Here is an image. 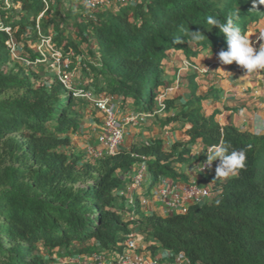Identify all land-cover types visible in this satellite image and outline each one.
<instances>
[{
    "label": "trees",
    "instance_id": "obj_1",
    "mask_svg": "<svg viewBox=\"0 0 264 264\" xmlns=\"http://www.w3.org/2000/svg\"><path fill=\"white\" fill-rule=\"evenodd\" d=\"M62 7L63 0H57L39 19L43 34L72 60L85 46L86 70L103 81L93 91L141 113L157 108L167 51L191 58L227 45L207 17L226 22L231 16L246 33L264 16V5L251 10L252 0H128L116 9L92 12L79 5L76 17L69 8L62 16ZM42 10L41 0H16L11 11L0 10V21L30 63L12 57L10 37L0 32V264H48L53 257L97 251L117 255L133 227L190 264H264V137L220 126L188 106L182 115L191 116L189 139L169 151L160 141L120 147L100 159L76 150L73 136L84 119L76 108L86 100L73 97L52 71L53 63L31 48L39 41L36 20ZM68 24L77 29L71 36ZM196 31L203 38L197 39ZM39 71L47 74L45 81L39 82ZM79 86L85 87L71 82V88ZM198 141L207 148L223 141L229 151L246 149V167L213 183L214 197L185 213H143L135 193L130 203L125 192L132 181L123 178L126 171L144 162L152 174L149 188L160 178L176 181L175 166L187 160ZM114 257L106 258L115 264Z\"/></svg>",
    "mask_w": 264,
    "mask_h": 264
},
{
    "label": "crops",
    "instance_id": "obj_2",
    "mask_svg": "<svg viewBox=\"0 0 264 264\" xmlns=\"http://www.w3.org/2000/svg\"><path fill=\"white\" fill-rule=\"evenodd\" d=\"M261 29H264V16L251 23L246 32L252 34L250 40L253 42V47L257 49L261 43H264L258 40ZM222 49L226 50L227 45L222 48L202 50L191 58H188L182 51H167L161 64L162 86L160 90L161 93L164 92V96L160 99L163 107L157 106L152 113H141L133 111L131 107L123 109L121 103L116 101L120 103V107L118 106L119 120L131 112L145 116L138 126L124 125L125 136L121 148L129 149L133 145L160 141L164 150L169 151L174 144H184L189 139L187 130L192 126L191 116L182 115L187 111L188 106H192V111L199 110L205 118H212L220 126L229 125L253 136L264 137V131H257V118L264 117V70L246 74L245 70L235 62L231 65H222L218 60V53ZM82 56L85 58L84 54ZM77 62H82L84 66L85 60H77ZM242 110H245L244 116L241 115ZM88 113L90 112H85L83 122L77 134L73 136V144L76 150H81V152L85 147L99 146V130L96 128L101 130L103 124V116L98 111L93 115L90 113V120L86 122L85 116ZM93 118H98L96 122L102 124L96 125L92 122ZM261 127L264 128V124H261ZM208 149L200 141L192 145L189 148L190 153L186 157L187 160L182 165L175 166L179 179L168 182L169 186L181 187L197 182L201 187L211 189L213 183L227 181L229 178L214 180L218 160L214 161L211 169L205 173L200 172L198 168L195 172L193 171L197 165L206 161L204 153ZM155 188L158 186L155 185ZM211 192L212 199L215 194ZM126 195L129 196L127 192ZM141 196H146L148 199L146 205L140 206L141 212L159 216L171 214L162 202L151 196L150 191H143L139 197ZM132 230L137 231L142 238L143 244L139 246L137 253L145 259L159 264H187L178 261L175 254L164 250L155 240L139 232L138 228L133 227ZM149 246H154L155 249L152 251L148 248ZM114 256L116 254L110 252L106 254L108 259Z\"/></svg>",
    "mask_w": 264,
    "mask_h": 264
},
{
    "label": "built area",
    "instance_id": "obj_3",
    "mask_svg": "<svg viewBox=\"0 0 264 264\" xmlns=\"http://www.w3.org/2000/svg\"><path fill=\"white\" fill-rule=\"evenodd\" d=\"M15 1L16 0H0V10L6 12L11 11ZM127 1L128 0H80V4L82 7L87 8L92 12L98 8L116 9L118 6L125 5ZM41 2L43 10L36 20V33L39 41L35 46V51L42 56L43 61L49 60L53 63L59 81L64 87L70 89L73 97L83 98L89 101L94 106L95 110L103 116V124L101 128L102 134L101 136H98L99 146L97 148H90V146H88L86 148V154L94 159L115 155L116 151L121 147L124 141V125H130L133 127L138 126V124L144 120L145 116L139 114L136 115L135 112H131L126 116H122V119L119 120L118 112L116 113L115 109L109 104L110 99L108 97L110 96L107 97L104 93V95L100 94L92 96L82 89L78 90L71 88V77L69 74L71 57H65L63 52L53 45L52 37L43 34L38 22L46 12L50 11V3L53 2V0H41ZM88 16L91 18L90 14ZM0 32H4L10 37V50L12 57L27 62V60L21 58V48L13 39L10 27L6 26L1 21ZM42 60L37 62H42ZM187 65L190 66L188 63ZM110 98L112 100V97ZM162 104L163 102L159 98L157 106L163 107ZM142 159L144 160V157H142ZM139 166L140 171L132 179V183L129 185L127 191H132L134 193L140 188V181L142 180L143 173L146 171L147 167L144 162L140 163ZM208 169L209 168L206 167L201 172L205 173ZM168 182L170 183L167 179L160 178L157 184L158 188H152L150 194L153 198L162 202L169 213H185L190 205L203 204L211 199L210 189L208 187H201L197 182H192L189 185L181 187H171ZM138 201L140 206H144L147 204L148 199L146 196H141L138 198ZM132 202H134V199H131L130 203L132 204ZM128 220L132 221L133 219L130 216ZM141 241L142 238L138 232L131 230V232L124 238L123 251L114 257L115 264H159L157 262L149 261L141 254L137 253ZM106 254L107 252L97 251L91 255V259L95 264H111L106 258ZM175 256L178 261H183L189 264L188 260L182 254H177ZM60 264H63V262Z\"/></svg>",
    "mask_w": 264,
    "mask_h": 264
},
{
    "label": "clouds",
    "instance_id": "obj_4",
    "mask_svg": "<svg viewBox=\"0 0 264 264\" xmlns=\"http://www.w3.org/2000/svg\"><path fill=\"white\" fill-rule=\"evenodd\" d=\"M258 5H264V0H252L251 10H257ZM206 22L208 25H212L213 27L219 29V32L224 34L226 37L227 49H222L218 53V60L222 65H231L235 62L238 66H241L245 70L246 74L264 70V43H261L258 49L254 48L253 42L250 40L252 34L242 32L240 27L234 25L231 16L228 17L226 22H221L220 20L209 16L207 17ZM196 32L199 34L196 37L197 39L203 38L204 35L200 31ZM258 40L264 41V29L259 31ZM244 114L245 110H242L241 115L244 116ZM261 124H264V117L257 118L258 132L264 131ZM248 147L250 148L251 145ZM193 154H196L195 150ZM204 154L206 155V161L197 165L193 171L195 172L197 168L200 172L206 167L211 169L213 162L218 160L219 162L215 167L214 180L227 179L236 176L240 170L246 167V149H233L229 151V147L223 141L212 145ZM154 187L155 186L149 188L148 191Z\"/></svg>",
    "mask_w": 264,
    "mask_h": 264
},
{
    "label": "rangeland",
    "instance_id": "obj_5",
    "mask_svg": "<svg viewBox=\"0 0 264 264\" xmlns=\"http://www.w3.org/2000/svg\"><path fill=\"white\" fill-rule=\"evenodd\" d=\"M136 1L138 2L140 0H136ZM56 2H57V0H53V2L50 3V8H52L56 4ZM63 2H64V7H62L61 15L64 16V12H66V8H69V10H71L69 12L71 14V16L76 17L78 15V8H79L78 6L81 5L80 0H63ZM17 10H18V7H17ZM73 19H70V23H72ZM64 27H65L67 35H70V36L72 35L71 34L72 32H75V30H77L74 26H71L70 24H68V26L65 25ZM35 41L37 42L38 38H36ZM94 45H95V41L90 40V46L95 47ZM35 46H36V44L31 45V48L34 51H35ZM81 53H83L85 55V58H83L82 54H80L79 57L77 56L74 60H72L70 70H69L71 82L72 83L74 82L73 85L75 83H78L81 86H85V87H80V86L76 87L78 90L82 89V88H87L88 94H91L92 96L100 95V94H97L96 92H94L93 90L95 89L94 88L95 84L100 85V83H103V81H102V79H96L94 77V75H92V73L88 72V70H86L87 68L85 66H83L82 62H77V60H89V56H88V53L86 52L85 46L82 47ZM17 61L22 62V63L30 66V64L27 63L28 61L23 62L20 59H17ZM37 65L38 64L31 65V66H33V68H35V66H37ZM37 69H38V67H37ZM84 70H86V71H84ZM52 71H55V70L52 69ZM51 72H50V74H51ZM38 74L41 76V78L39 79V82L45 81V79L48 77L47 74L43 75V74H41L40 71L38 72ZM51 76H52V74H51ZM158 93H159V98H162V96H164V92L161 93L160 89H158ZM101 94L104 95L105 93L104 94L101 93ZM105 95L108 97L107 94H105ZM108 98L110 99L109 104L115 109V112L116 113L119 112L118 106L120 107V103L118 104V102H116L117 99L112 98V100H111L110 97H108ZM78 99L81 100L83 98H78ZM82 103H83V105H81V106L77 105L76 110L81 109V111L84 113V115H85V112H87V111L90 112L92 115L94 113H96L94 106L89 101L86 100L85 103L84 102H82ZM90 113H88L87 116H85L86 122H89V120H90V116H91ZM96 120H99V119L93 118V120H92V122H94L96 125H101L103 123V119H102V123H98V122H96ZM96 130H99L98 136H101V134H102L101 130L97 129V128H96ZM91 147L97 148V147H94L93 145H91L90 148ZM78 151H81V150H78ZM84 151L86 152V147H85ZM139 171H140V166L138 164L136 167H132L129 171L125 172V174L123 175L124 179L127 182L130 181L131 179H133L135 177L136 174L139 173ZM151 183H152V174L150 173V171L147 168L146 171L143 173L142 180L140 181V188H138V190H136V192H135L136 195L141 194L143 191L147 192ZM127 194H129L130 198L135 197L134 193L132 191H127ZM142 242L143 241H141L139 243V246L141 244H143ZM92 254L93 253H84V254L81 253L78 256L77 255L74 257L72 256L70 259L66 258V259H62V260L61 259L55 260V258L53 257V258L49 259L48 264H60L62 262L65 264H95V263H93V261L91 259Z\"/></svg>",
    "mask_w": 264,
    "mask_h": 264
}]
</instances>
